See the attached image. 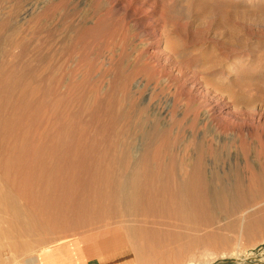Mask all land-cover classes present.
Segmentation results:
<instances>
[{
    "label": "rangeland",
    "instance_id": "374dc122",
    "mask_svg": "<svg viewBox=\"0 0 264 264\" xmlns=\"http://www.w3.org/2000/svg\"><path fill=\"white\" fill-rule=\"evenodd\" d=\"M259 176L264 0H0V264H264Z\"/></svg>",
    "mask_w": 264,
    "mask_h": 264
},
{
    "label": "bare ground",
    "instance_id": "6f19581e",
    "mask_svg": "<svg viewBox=\"0 0 264 264\" xmlns=\"http://www.w3.org/2000/svg\"><path fill=\"white\" fill-rule=\"evenodd\" d=\"M163 49V48H162ZM161 50V49H160ZM166 53V52H165ZM170 55V54H169ZM172 55V54H171ZM170 58V57H169ZM172 58H174V57H172ZM166 61V60H165ZM237 66V64H236V62L235 61H232L231 63H230V69L231 70H233V68H235ZM183 71V70H182ZM183 75V74H182ZM127 81V80H126ZM198 82V81H197ZM135 98V97H134ZM1 119H3V118H1ZM112 127V126H111ZM169 136V135H168ZM150 143H151V139L149 138V136H144L143 135V137H142V144H141V148L139 149V151H140V153H139V161H133V163L131 164V170H133L134 169V171H135V169L138 167V164H141V163H144V155H145V153L147 152V149H148V146H150ZM5 149V148H4ZM2 151V150H1ZM11 152H12V150H11ZM5 161V160H4ZM199 163V162H198ZM145 164V163H144ZM7 165V164H6ZM199 168H201V166L199 165L198 166V169ZM13 169V168H12ZM248 172V171H247ZM199 174L198 173H196L195 175L194 174H191V173H189V174H187V175H184V176H182L181 177V188L182 187H184V185L185 186H187V187H191V189H196V188H198V187H206L207 186V184H206V182H202L200 179H199ZM22 183V182H21ZM240 186V187H239ZM234 187L235 188H240V189H243V190H241V192H242V194L241 193H239V192H236V194H234V195H228V193H227V190H225V194H220L219 193V196H217V198L219 199V202L220 201H222V199H225L226 198V196H227V200H229V203L232 205V206H234V207H238L240 204H241V202H243L244 201V199L246 198V199H248V196H244L245 195V193L246 192H248V193H255V192H257V191H259V192H261L263 189H264V177H262V176H259V177H257V179H250V178H248V177H245V179L242 181V182H239L238 183V185H234ZM228 189V188H227ZM231 191V190H230ZM98 193V192H97ZM101 193V192H100ZM192 193V191L191 190H189L188 192H185L184 193V195L186 196V197H188V198H190L188 195H190ZM2 196V194H0V197ZM264 199V198H263ZM263 199H258V200H256L254 203H252L251 205H249V206H246V207H244V208H242L241 210H240V215H239V221H240V223L242 224V226H240V230L241 229H243V226H244V224L247 222V220H248V218H249V214H248V212L250 211L249 209H250V207L251 206H253V205H257L256 203H258V204H260L261 202L260 201H262L263 202ZM14 200V199H13ZM249 202V201H248ZM260 202V203H259ZM17 212V211H16ZM19 214H21L20 212H19ZM103 214V213H102ZM17 217V216H16ZM15 217V218H16ZM19 217V216H18ZM17 219V218H16ZM21 218H19V220H20ZM23 219V218H22ZM14 220V219H13ZM18 220V219H17ZM9 223H10V221H9ZM35 223V220H34V222H33V220L32 219H29V218H25L24 219V225H25V227H31L33 224ZM36 225V224H35ZM39 225V224H38ZM37 225V226H38ZM34 227V226H33ZM33 227H31V228H33ZM19 234H20V232H19ZM66 240L64 239V240H62V241H58V242H56V243H61V242H65ZM40 249L41 250H43L44 249V251H40V252H38L34 257H32V259H31V263H33L34 262V260L36 259V258H39V257H41V255H44L45 253H47V252H49L50 251V246H44V247H40ZM88 251H93L92 249H90V250H88ZM232 253V252H231Z\"/></svg>",
    "mask_w": 264,
    "mask_h": 264
},
{
    "label": "crops",
    "instance_id": "0c3cea01",
    "mask_svg": "<svg viewBox=\"0 0 264 264\" xmlns=\"http://www.w3.org/2000/svg\"><path fill=\"white\" fill-rule=\"evenodd\" d=\"M75 243L80 252V256L77 255V259H75V261L73 260L74 255H67L68 246H66L65 248L59 249V252H53L50 254L47 252L48 254L46 253L44 255H41V257L36 258L31 264H113L102 262L96 257L89 258L82 250V242L80 240L79 242L76 240Z\"/></svg>",
    "mask_w": 264,
    "mask_h": 264
}]
</instances>
